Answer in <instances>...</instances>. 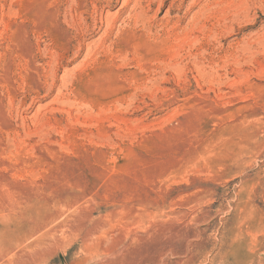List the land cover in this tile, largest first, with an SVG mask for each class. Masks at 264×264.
<instances>
[{
  "label": "rangeland",
  "instance_id": "obj_1",
  "mask_svg": "<svg viewBox=\"0 0 264 264\" xmlns=\"http://www.w3.org/2000/svg\"><path fill=\"white\" fill-rule=\"evenodd\" d=\"M0 264H264V0H0Z\"/></svg>",
  "mask_w": 264,
  "mask_h": 264
}]
</instances>
